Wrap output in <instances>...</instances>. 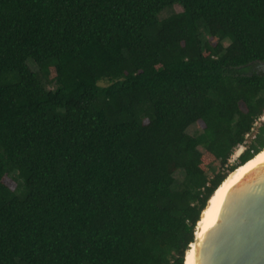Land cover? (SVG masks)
Segmentation results:
<instances>
[{
  "label": "trees",
  "instance_id": "trees-1",
  "mask_svg": "<svg viewBox=\"0 0 264 264\" xmlns=\"http://www.w3.org/2000/svg\"><path fill=\"white\" fill-rule=\"evenodd\" d=\"M263 113L264 0H0V264H183Z\"/></svg>",
  "mask_w": 264,
  "mask_h": 264
},
{
  "label": "water",
  "instance_id": "water-1",
  "mask_svg": "<svg viewBox=\"0 0 264 264\" xmlns=\"http://www.w3.org/2000/svg\"><path fill=\"white\" fill-rule=\"evenodd\" d=\"M198 221L183 264L191 245L193 264H264V162L225 191L214 221L200 237L196 234Z\"/></svg>",
  "mask_w": 264,
  "mask_h": 264
},
{
  "label": "bare ground",
  "instance_id": "bare-ground-1",
  "mask_svg": "<svg viewBox=\"0 0 264 264\" xmlns=\"http://www.w3.org/2000/svg\"><path fill=\"white\" fill-rule=\"evenodd\" d=\"M241 151V148L237 149V154ZM264 162V150L260 151L253 158L248 160L243 165H239L232 172L227 175L226 180L215 190L212 197L207 201V206L202 210L201 217L199 218L197 236L200 237L203 231L214 221L216 217V213L221 202V199L225 193V191L235 182H237L242 175L256 166L259 163ZM191 249H188L186 252L185 264H193V250L192 245Z\"/></svg>",
  "mask_w": 264,
  "mask_h": 264
},
{
  "label": "rangeland",
  "instance_id": "rangeland-1",
  "mask_svg": "<svg viewBox=\"0 0 264 264\" xmlns=\"http://www.w3.org/2000/svg\"><path fill=\"white\" fill-rule=\"evenodd\" d=\"M179 11H181V6L178 5V4H174V5H172L171 8H168V9L164 10V11L162 12V16H165V15L171 13V12H179ZM205 37H206V35H205V33L203 32V38H205ZM28 65L30 66V68H31L32 70H36V67H35V65H34L32 62L29 61V62H28ZM101 84H104V82H101ZM262 121H264V113H263V115L257 120V122L255 123V126H254L253 130H252L251 133L247 136V138H246L244 144L240 145L239 147L237 146L238 148H241V151L237 154V152H236L237 149H238L237 147H236L235 150L233 151L232 155H231L230 158L228 159V161H229L230 164H234V163L237 161V157H238V155L244 150L245 145H247V143L249 142L250 138L252 137L253 133L255 132L256 126H258L259 123L262 122ZM197 129H198V128H197V125H196V124H193V125H191V126H189V127L187 128V131H188L189 133H196V132H197ZM215 167H216V165L213 166V168H215Z\"/></svg>",
  "mask_w": 264,
  "mask_h": 264
},
{
  "label": "built area",
  "instance_id": "built-area-1",
  "mask_svg": "<svg viewBox=\"0 0 264 264\" xmlns=\"http://www.w3.org/2000/svg\"><path fill=\"white\" fill-rule=\"evenodd\" d=\"M229 162V161H228Z\"/></svg>",
  "mask_w": 264,
  "mask_h": 264
}]
</instances>
